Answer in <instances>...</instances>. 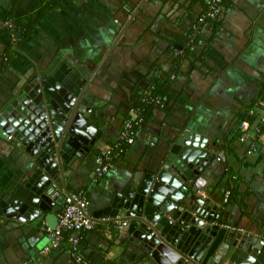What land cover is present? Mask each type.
<instances>
[{
    "label": "crops",
    "instance_id": "0c3cea01",
    "mask_svg": "<svg viewBox=\"0 0 264 264\" xmlns=\"http://www.w3.org/2000/svg\"><path fill=\"white\" fill-rule=\"evenodd\" d=\"M1 1L0 109L36 65L44 67L54 57L92 77L82 101L95 141L65 172L66 192L83 193L95 221L94 228L76 233L81 259L143 263L128 222L100 216L104 198L137 188L167 140L184 131L204 139L206 152L198 175L185 187L211 201L218 216L213 224L264 240V111L257 105L264 84V0H226L214 18L202 13L203 3L209 6L211 0H57L32 38L7 30L5 19L37 12L42 0H5L7 7ZM154 86L163 93L148 89ZM137 95L153 103L152 114L110 170L97 177L96 156L119 140ZM248 110L256 117L242 141L239 118ZM9 137L0 135V264H77L64 243L42 252L50 242L44 222L5 215L3 197L15 193L32 157ZM60 189L63 207L66 194Z\"/></svg>",
    "mask_w": 264,
    "mask_h": 264
},
{
    "label": "water",
    "instance_id": "95a60500",
    "mask_svg": "<svg viewBox=\"0 0 264 264\" xmlns=\"http://www.w3.org/2000/svg\"><path fill=\"white\" fill-rule=\"evenodd\" d=\"M91 80L54 57L44 67L36 65L1 107L0 135L25 145L32 155L15 193L1 202L8 218L56 227L60 187L67 193L65 172L95 141L82 101ZM194 137L184 131L167 140L138 187L104 198L100 216L128 222L127 233L145 257L140 264H264L263 239L213 224L218 216L211 201L183 184L194 181L206 155L204 139Z\"/></svg>",
    "mask_w": 264,
    "mask_h": 264
},
{
    "label": "built area",
    "instance_id": "2783aa9c",
    "mask_svg": "<svg viewBox=\"0 0 264 264\" xmlns=\"http://www.w3.org/2000/svg\"><path fill=\"white\" fill-rule=\"evenodd\" d=\"M221 0H211V5L208 12L205 14V17L214 18L219 16L222 13V5L220 4ZM6 24H8L6 22ZM10 26V24H8ZM264 91V88H263ZM258 107L264 111V99H259L257 101ZM264 121V115L262 117ZM142 118L138 115L135 110H131L129 114V118L125 121L123 128L120 132V140L121 143L129 145L134 140V128L133 125L137 126L142 123ZM249 125L248 122L241 121L239 123V129L241 131L240 140H246L247 129ZM10 138V137H9ZM253 147V146H252ZM250 148L248 153H250L254 148ZM113 157L110 155V151L106 153V156L96 157V165L94 169V173L97 177L104 176L112 166ZM229 192H226V196H228ZM90 205L89 199L81 192H68L64 196L63 207L61 211L57 214V225L54 229L46 228L47 235L50 237V242L46 245L42 252L48 251L50 248H55L60 246L61 241V233L64 231H74L78 232L80 230H90L94 228L95 221L93 217L90 215L88 208ZM121 225H126V222H121ZM225 228L231 231H241L242 229L235 227L224 225ZM71 242V250L70 254L74 261L77 264H87L77 252L78 247V238L70 237Z\"/></svg>",
    "mask_w": 264,
    "mask_h": 264
},
{
    "label": "trees",
    "instance_id": "16d2710c",
    "mask_svg": "<svg viewBox=\"0 0 264 264\" xmlns=\"http://www.w3.org/2000/svg\"><path fill=\"white\" fill-rule=\"evenodd\" d=\"M191 2H195L196 0H190ZM201 2H204V0H199ZM198 2V1H196ZM224 3H226V0H221V5ZM57 4V0H42L41 5L38 7L37 12H27L25 14L22 15H13L12 13L8 14L7 19H5L6 21H8L7 23L10 24V27H6L7 30H16L17 32H19L21 34L22 37H27V38H32L34 36V32L36 27L41 23L42 18L45 14V12L52 10L53 8H55ZM211 2L209 4V6L207 5V2L203 3L202 6V13L204 11V16L205 14L208 12L209 8H210ZM200 18V17H198ZM197 18V20H198ZM202 19V18H201ZM184 39L186 40V38L184 37ZM185 40H179V42H185ZM194 43V41H193ZM192 43V44H193ZM174 70L171 69L170 72H173ZM166 75L168 76L169 73ZM160 81L157 80V82ZM161 81H166V79H162ZM156 82V83H157ZM163 84H161V87H165V82H162ZM158 86H154L152 87H148V89H151L154 93H163L162 92V88H157ZM167 88V86H166ZM264 84L261 87V91H260V95L258 97L259 99H264ZM132 106L134 108V110L138 113V115L142 118V123L140 125H133L134 128V133L139 129L142 128L143 126L146 125V123L148 122V119L150 118L149 116L152 114L153 111V103L148 102V101H144L141 100V95H137V96H132ZM140 111V112H139ZM256 117V113L251 112L249 113V110L244 112L240 118H239V122L241 121H245V122H252ZM129 118V113L125 115L124 120L122 122V127L120 129V132L123 128V125L125 123V121ZM122 140H119L116 142V144L111 148L110 151V155L113 157L112 161L114 162L117 157L119 158V155L123 154L125 147L127 146V144H125L124 142L121 143ZM97 156H101L104 157L106 156V153H99L97 154ZM96 156V157H97ZM77 192V191H74ZM81 231V230H80ZM77 232L74 231H64L61 233V241L60 244L64 243L65 244V248L67 247L69 253L71 250V242L69 240L70 237H77L78 235H76ZM78 242H79V238H78Z\"/></svg>",
    "mask_w": 264,
    "mask_h": 264
}]
</instances>
